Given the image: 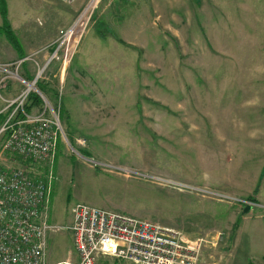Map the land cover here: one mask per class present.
I'll return each mask as SVG.
<instances>
[{
	"label": "rangeland",
	"instance_id": "1",
	"mask_svg": "<svg viewBox=\"0 0 264 264\" xmlns=\"http://www.w3.org/2000/svg\"><path fill=\"white\" fill-rule=\"evenodd\" d=\"M5 1L0 62L43 71L64 133L52 222L84 203L203 240V264H264V0ZM74 252L69 233L49 238V264Z\"/></svg>",
	"mask_w": 264,
	"mask_h": 264
},
{
	"label": "built area",
	"instance_id": "2",
	"mask_svg": "<svg viewBox=\"0 0 264 264\" xmlns=\"http://www.w3.org/2000/svg\"><path fill=\"white\" fill-rule=\"evenodd\" d=\"M72 32H61L53 58ZM26 62H0V103L5 104L0 108V264H49V238L61 232L72 236L76 261L57 264H203V240L126 213L78 203L68 226L52 222L55 161L64 133L57 112L38 88L43 71L35 80L20 75ZM17 83L26 89L5 99L3 91ZM32 94L42 104L28 111Z\"/></svg>",
	"mask_w": 264,
	"mask_h": 264
},
{
	"label": "trees",
	"instance_id": "3",
	"mask_svg": "<svg viewBox=\"0 0 264 264\" xmlns=\"http://www.w3.org/2000/svg\"><path fill=\"white\" fill-rule=\"evenodd\" d=\"M0 2H1V6L3 7L2 8V14H5L6 15V9H7V6H6V1L5 0H0ZM6 29H8V33H7V39L9 40V41H11V43L18 49V51L20 50V45L18 44V42H17V40L15 39V37H14V33L12 32V30L10 29V26L8 25V24H6ZM26 67V66H25ZM24 67V68H25ZM27 77L29 78V79H32V76L29 74V73H27ZM41 83L39 82L38 83V87H41V89H43L42 90V92H46V90H44L45 89V87L43 86V85H40ZM30 101H32L33 102V104L31 105V106H27V110L28 111H31V109H32V107L33 106H35V105H37V106H40L41 104H42V100L40 99V97H38L36 94H32L31 96H30ZM61 145V144H60ZM252 202H257V200L256 199H254V198H252V200H251Z\"/></svg>",
	"mask_w": 264,
	"mask_h": 264
},
{
	"label": "crops",
	"instance_id": "4",
	"mask_svg": "<svg viewBox=\"0 0 264 264\" xmlns=\"http://www.w3.org/2000/svg\"><path fill=\"white\" fill-rule=\"evenodd\" d=\"M53 198H54V193H53ZM70 221H71V219H70ZM261 221H263V220L262 219L255 220L254 222L261 223ZM243 222H242L240 228L237 231L236 240L235 241H230V243H231L230 247H231V249L233 250L234 253L235 252L239 253L240 252V249H242L241 247L244 246V245H246V243H247V236H246V233H245V228H243V226H244V224L246 222H245V220H243ZM246 226L248 227L249 224H246ZM252 233H253V235H252V242L254 244L257 241V239H258V235H257V233H255L253 231H252ZM190 239H194V238H190ZM237 253H235V256H236ZM73 261H76V258L73 259ZM58 263H60V262H58ZM55 264H57V263H55Z\"/></svg>",
	"mask_w": 264,
	"mask_h": 264
},
{
	"label": "water",
	"instance_id": "5",
	"mask_svg": "<svg viewBox=\"0 0 264 264\" xmlns=\"http://www.w3.org/2000/svg\"><path fill=\"white\" fill-rule=\"evenodd\" d=\"M250 210H251L250 207L246 208V209H245V213L248 212V211H250Z\"/></svg>",
	"mask_w": 264,
	"mask_h": 264
}]
</instances>
